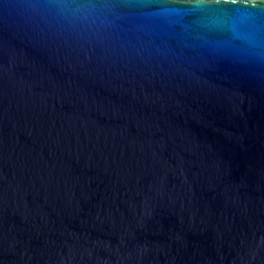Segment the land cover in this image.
<instances>
[{"label": "water", "instance_id": "1", "mask_svg": "<svg viewBox=\"0 0 264 264\" xmlns=\"http://www.w3.org/2000/svg\"><path fill=\"white\" fill-rule=\"evenodd\" d=\"M0 264H264V0H0Z\"/></svg>", "mask_w": 264, "mask_h": 264}]
</instances>
